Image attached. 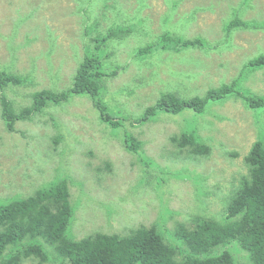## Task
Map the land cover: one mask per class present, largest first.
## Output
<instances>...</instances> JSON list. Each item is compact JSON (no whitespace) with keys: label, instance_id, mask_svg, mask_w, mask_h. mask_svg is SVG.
Listing matches in <instances>:
<instances>
[{"label":"rangeland","instance_id":"rangeland-1","mask_svg":"<svg viewBox=\"0 0 264 264\" xmlns=\"http://www.w3.org/2000/svg\"><path fill=\"white\" fill-rule=\"evenodd\" d=\"M115 1L119 8L115 13L131 16L121 24L134 26L136 37L103 49V55L114 52L106 59L108 71H120L103 81L109 91L106 108L114 119L121 121L120 109L133 117L141 115L163 93L204 97L236 77H241L245 90L264 95V68L245 80L241 76L246 63L264 52V30L238 31L231 42L222 40L223 27L236 11L246 20L263 22L264 0H251L246 8L241 7L244 0L110 3ZM80 7L78 0H0V68L29 78L26 84L6 89L15 108L30 105L36 91L72 85L83 56ZM163 31L182 39L200 37L204 48L160 51L133 61L137 49ZM157 117L151 123L127 122L113 130L89 97L79 95L49 106L31 121L17 122L11 132L0 105V200L29 196L62 177L73 179L69 234L79 240L99 232L126 235L160 219L171 228L195 215L218 217L224 199L248 172L244 158L261 137L264 112L255 113L232 96L208 104L201 114L185 109ZM126 129L143 143L137 154L125 147ZM183 131L196 132L211 147V154L198 157L177 147L172 137ZM61 132L64 140L57 138ZM138 156L159 167L145 170ZM106 164L110 171H105Z\"/></svg>","mask_w":264,"mask_h":264},{"label":"trees","instance_id":"trees-1","mask_svg":"<svg viewBox=\"0 0 264 264\" xmlns=\"http://www.w3.org/2000/svg\"><path fill=\"white\" fill-rule=\"evenodd\" d=\"M78 1L83 5L80 7L83 56L72 85L63 90L36 91L31 95V104L18 109L8 98L6 89L26 84L29 78L0 68L1 117L7 130L13 132L17 122L31 121L49 106L68 102L79 95L89 97L101 120L113 130L125 127L127 122L131 126L151 123L160 113L176 115L190 109L201 114L208 104L224 102L232 96L255 113L264 112V95L245 90L238 80L241 77H236L230 84L208 90L204 97L182 98L175 92L163 93L141 115L133 117L120 109L119 120L123 123L114 119L106 108L109 91L103 81L119 75L120 71H108L106 59L113 58L114 52L110 50L103 55V49L109 48L111 42L134 36L135 29L131 24H121H126V18L131 16L115 13L116 1ZM244 1L241 7L246 8L251 0ZM223 30L226 35L222 40L231 42L235 32L263 31L264 21L246 20L236 11ZM173 35L172 31L156 35L154 41L137 49L131 56L133 61L160 51L204 48L205 40L200 37L182 39ZM246 67L241 75L243 80L264 68V52L250 59ZM57 138L64 140L65 135L61 132ZM172 141L191 155L211 154V147L196 132L183 131L180 136L172 137ZM124 143L134 154L139 153L143 145L128 130L124 132ZM138 160L145 170L159 167L147 157L138 156ZM244 163L248 172L224 199L223 211L218 217L195 215L189 222H175L171 228L160 219L150 226L134 228L126 235L99 232L79 240L70 231V236L74 214L70 185L74 182L69 177L41 186L29 196L15 195L0 200V264H24L29 260L38 264H264V130L251 146ZM104 169L110 171V164ZM157 180L161 184L164 178Z\"/></svg>","mask_w":264,"mask_h":264}]
</instances>
